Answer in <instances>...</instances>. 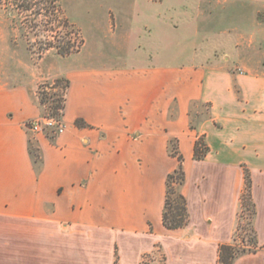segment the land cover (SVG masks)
<instances>
[{
    "label": "crops",
    "instance_id": "obj_1",
    "mask_svg": "<svg viewBox=\"0 0 264 264\" xmlns=\"http://www.w3.org/2000/svg\"><path fill=\"white\" fill-rule=\"evenodd\" d=\"M140 29L114 35L129 61L65 70L59 135L25 127L41 115L34 81L0 78V264H217L219 245L233 241L243 169L257 243L232 264H264V74L132 53L146 50ZM193 103L208 116L191 128ZM199 136L208 146L200 160ZM171 140L189 213L175 229L162 221L178 165Z\"/></svg>",
    "mask_w": 264,
    "mask_h": 264
},
{
    "label": "rangeland",
    "instance_id": "obj_2",
    "mask_svg": "<svg viewBox=\"0 0 264 264\" xmlns=\"http://www.w3.org/2000/svg\"><path fill=\"white\" fill-rule=\"evenodd\" d=\"M126 27L146 36L145 52L132 53L264 74V0H0V78L34 81L40 116L55 117L69 66L129 61L127 47L113 45ZM207 116V104L191 105L194 122ZM172 186L176 197L181 186ZM249 221L251 210L239 204L233 237L246 249L254 246Z\"/></svg>",
    "mask_w": 264,
    "mask_h": 264
},
{
    "label": "trees",
    "instance_id": "obj_3",
    "mask_svg": "<svg viewBox=\"0 0 264 264\" xmlns=\"http://www.w3.org/2000/svg\"><path fill=\"white\" fill-rule=\"evenodd\" d=\"M68 80L65 82V90L68 87ZM65 94V91H64ZM64 94L63 97L53 106L54 114L56 118H61L64 109ZM190 127H195V122L190 120ZM169 151L172 155L177 157L178 165L177 168L170 174H168L166 179V195L165 202L162 212V221L163 225L168 229H175L179 227H183L187 225L189 221V213L186 205L185 196L179 191L176 197H172L175 190L173 189L172 184L177 183L178 186H181L185 181V172L183 169V156L175 148V144L173 140L170 141ZM208 151V146L205 144L203 137L199 136L195 140L194 144V158L195 159H203ZM35 153V151H33ZM35 159H37L36 153ZM244 184L243 189L240 195V205L244 207H248L251 210V221L248 222V225L251 228V239L249 243L254 244V246L250 249H246L245 247H240L237 241L236 236L233 237V243L231 244H221L218 249V264H232L233 261L242 253L254 251V247L256 246L257 240L255 231L253 229V218L255 215V205L252 200L251 194V177L250 173L247 169H244ZM174 198V199H173ZM239 226V225H238ZM237 226V228H238ZM114 264L117 263V256H115Z\"/></svg>",
    "mask_w": 264,
    "mask_h": 264
},
{
    "label": "built area",
    "instance_id": "obj_4",
    "mask_svg": "<svg viewBox=\"0 0 264 264\" xmlns=\"http://www.w3.org/2000/svg\"><path fill=\"white\" fill-rule=\"evenodd\" d=\"M27 130L33 133L50 132L52 135H59L66 130V124L62 118L53 116H39L25 122Z\"/></svg>",
    "mask_w": 264,
    "mask_h": 264
}]
</instances>
